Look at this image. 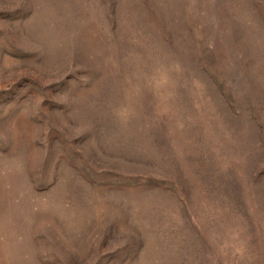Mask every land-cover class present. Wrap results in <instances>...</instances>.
Here are the masks:
<instances>
[{
	"label": "rangeland",
	"instance_id": "374dc122",
	"mask_svg": "<svg viewBox=\"0 0 264 264\" xmlns=\"http://www.w3.org/2000/svg\"><path fill=\"white\" fill-rule=\"evenodd\" d=\"M0 264H264V0H0Z\"/></svg>",
	"mask_w": 264,
	"mask_h": 264
}]
</instances>
